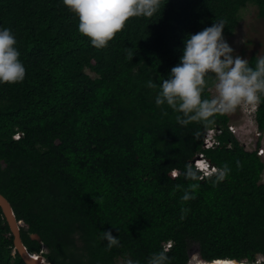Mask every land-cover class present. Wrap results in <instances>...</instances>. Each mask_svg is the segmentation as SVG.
<instances>
[{
  "label": "trees",
  "instance_id": "obj_1",
  "mask_svg": "<svg viewBox=\"0 0 264 264\" xmlns=\"http://www.w3.org/2000/svg\"><path fill=\"white\" fill-rule=\"evenodd\" d=\"M164 2L161 13L128 18L96 48L62 0H0V27L16 36L26 69L23 81L0 84V195L24 224L27 251L49 264H146L159 251L169 264L264 259V165L256 151L228 131L226 112L181 124L182 113L155 104L185 34L222 20L223 35L232 36L247 5L264 20V0ZM256 59L248 60L253 68ZM213 76L205 77L204 99L212 98ZM255 118L264 130V97ZM213 126L222 129L219 146L204 149ZM197 154L219 170L227 165L225 178L199 177ZM186 190L194 198L182 200ZM107 230L119 240L111 248ZM192 244L199 259L189 262ZM0 264H24L1 209Z\"/></svg>",
  "mask_w": 264,
  "mask_h": 264
},
{
  "label": "clouds",
  "instance_id": "obj_2",
  "mask_svg": "<svg viewBox=\"0 0 264 264\" xmlns=\"http://www.w3.org/2000/svg\"><path fill=\"white\" fill-rule=\"evenodd\" d=\"M63 4L75 14L77 29L89 38L91 45L103 48L123 29L130 17H152L161 13L162 0H62ZM167 2V0H166ZM163 3V6L165 3ZM224 22L217 21L195 33H187L182 41L183 48L178 63L170 68L167 78L161 80L159 92L155 97L157 106L167 104L183 114L186 119L177 116V121L187 124L189 121L211 122L217 112L233 111L240 104L251 105L256 111L264 97V56L256 59L255 67L249 65L246 58L234 53L233 47L223 35ZM17 39L11 29L0 27V84L18 83L24 80L26 69L19 59ZM214 74L216 95L211 99L202 98L205 77ZM149 87H155L152 81ZM14 135V139H18ZM199 154L192 164L199 177L215 175L216 181H222L229 169L210 164ZM186 178L195 179L191 169L185 171ZM198 185L193 183L191 188ZM194 198L187 190L182 200ZM183 213L187 209H182ZM102 239L111 248L119 243L117 235L110 230L102 231ZM170 242L164 243L163 248ZM263 259V257H261ZM170 258L165 251L152 254L146 264H169ZM264 260V259H263ZM189 263V262H188ZM127 264H139L129 260Z\"/></svg>",
  "mask_w": 264,
  "mask_h": 264
},
{
  "label": "rangeland",
  "instance_id": "obj_3",
  "mask_svg": "<svg viewBox=\"0 0 264 264\" xmlns=\"http://www.w3.org/2000/svg\"><path fill=\"white\" fill-rule=\"evenodd\" d=\"M239 24L232 36H224L228 43L233 47L234 53L249 60L251 56H264V20L257 16V9L253 5H247L239 14ZM216 95L215 88L211 92V97ZM241 105V104H240ZM238 105L233 111L226 112L230 119V124L234 123L240 130L238 140L246 150L255 148L256 142L264 145V130L260 138L253 135V127L249 125L245 116L241 113ZM261 131V130H260ZM262 183H264V173L262 174ZM193 256L198 258V247L192 244L189 252V261ZM199 259V258H198ZM256 262L263 263L264 260L258 257Z\"/></svg>",
  "mask_w": 264,
  "mask_h": 264
},
{
  "label": "water",
  "instance_id": "obj_4",
  "mask_svg": "<svg viewBox=\"0 0 264 264\" xmlns=\"http://www.w3.org/2000/svg\"><path fill=\"white\" fill-rule=\"evenodd\" d=\"M0 209L2 212V215L9 227L10 234L13 237V248L15 252L19 255L21 258L22 262L24 264H49L46 262L45 258L42 257L41 255H36V254H30L26 247L24 246L21 237H20V227H23L24 224L22 221H17L14 215V212L12 210V207L10 203L2 196L0 195ZM32 240H38V236L36 234L31 235ZM199 261L202 264H214L216 261H211V262H205ZM229 262H233L234 264H264L261 262H254V263H238L235 261L227 260ZM190 262V261H189Z\"/></svg>",
  "mask_w": 264,
  "mask_h": 264
},
{
  "label": "built area",
  "instance_id": "obj_5",
  "mask_svg": "<svg viewBox=\"0 0 264 264\" xmlns=\"http://www.w3.org/2000/svg\"><path fill=\"white\" fill-rule=\"evenodd\" d=\"M240 110H241V113L245 116L247 122L249 123V125H253L254 123V129H253V135L256 137V138H260L262 137L263 135V132L260 131L258 128H257V125H256V118H255V111H253V108L251 105H247V104H241L239 106ZM252 126V127H253ZM239 128L234 124V123H229L228 124V131L233 135L235 136L236 138H238V133H239ZM222 132V129L218 126H213L209 129H207L204 133V136H203V143H202V146L204 149H210V148H215L217 146H219V141L217 140V136L219 134H221ZM255 148L252 149V150H255L256 151V154L257 156L260 158L261 162L263 163L264 165V145H260L258 147H256V144L254 145ZM250 150V151H252ZM198 157H202V154H199ZM264 173V172H263ZM169 247V243L165 246V249H167Z\"/></svg>",
  "mask_w": 264,
  "mask_h": 264
},
{
  "label": "bare ground",
  "instance_id": "obj_6",
  "mask_svg": "<svg viewBox=\"0 0 264 264\" xmlns=\"http://www.w3.org/2000/svg\"><path fill=\"white\" fill-rule=\"evenodd\" d=\"M214 264H234L233 262H229L227 260H216Z\"/></svg>",
  "mask_w": 264,
  "mask_h": 264
}]
</instances>
